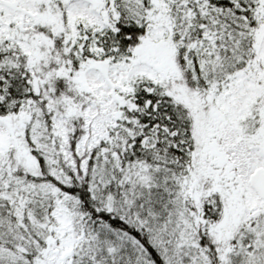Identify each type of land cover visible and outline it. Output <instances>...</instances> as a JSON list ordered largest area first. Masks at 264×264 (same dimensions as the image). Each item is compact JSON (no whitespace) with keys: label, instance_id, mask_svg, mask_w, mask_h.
I'll return each instance as SVG.
<instances>
[{"label":"snow or ice","instance_id":"obj_1","mask_svg":"<svg viewBox=\"0 0 264 264\" xmlns=\"http://www.w3.org/2000/svg\"><path fill=\"white\" fill-rule=\"evenodd\" d=\"M0 264H264V0H0Z\"/></svg>","mask_w":264,"mask_h":264}]
</instances>
